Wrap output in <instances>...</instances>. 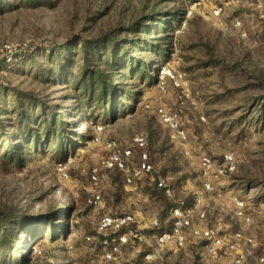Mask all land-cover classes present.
Wrapping results in <instances>:
<instances>
[{"label": "rangeland", "instance_id": "obj_1", "mask_svg": "<svg viewBox=\"0 0 264 264\" xmlns=\"http://www.w3.org/2000/svg\"><path fill=\"white\" fill-rule=\"evenodd\" d=\"M158 109L178 115L187 142ZM141 134L155 171L131 185L108 172L94 207L88 175L107 141ZM225 154L236 171L207 193L201 157ZM197 197L211 222L255 239L247 264H264V0H0V264H104L103 214L168 228L171 208ZM143 234L124 259L221 264L195 245L149 259L154 231Z\"/></svg>", "mask_w": 264, "mask_h": 264}, {"label": "built area", "instance_id": "obj_2", "mask_svg": "<svg viewBox=\"0 0 264 264\" xmlns=\"http://www.w3.org/2000/svg\"><path fill=\"white\" fill-rule=\"evenodd\" d=\"M158 113L179 141L183 143L188 141L187 133L180 126L176 113L168 114L164 109H158ZM97 129L101 131L102 127ZM95 140L101 139L96 137ZM146 144V137L142 134L134 139L133 145L127 147H120L116 140L107 141L110 149L108 157L89 171L90 204L99 208L104 206L102 184L108 172L121 173L125 183L131 185L155 171ZM136 148L140 150L137 156ZM236 164L232 154H225L220 159L202 156L200 177L204 191L217 194V181L233 174L237 168ZM57 169L63 177H68V166L65 163H60ZM163 185L165 181L159 179V186ZM234 202L236 215L244 216L246 203L238 198H235ZM209 215V208L199 197L195 198L191 206L177 204L172 207L167 220L168 228H163L158 218L143 217L136 212L103 214L96 224L103 263L135 264L134 261L124 259L123 247L130 244L132 238L143 241L146 237L143 232L153 230L151 240L146 241V257L149 259L156 258L167 249H184L189 245H195L200 249L202 259L207 262L247 264L246 257L253 254L255 239L245 231H230L219 222H211ZM95 238L94 235L86 236L89 241ZM259 261L262 262L263 259Z\"/></svg>", "mask_w": 264, "mask_h": 264}, {"label": "trees", "instance_id": "obj_3", "mask_svg": "<svg viewBox=\"0 0 264 264\" xmlns=\"http://www.w3.org/2000/svg\"><path fill=\"white\" fill-rule=\"evenodd\" d=\"M90 44H89V42L88 41H86L85 42V44H84V51H85V53H86V55H90L89 54V51H90ZM101 76L103 77V79H104V75H103V73L101 74ZM109 87H107V89H108Z\"/></svg>", "mask_w": 264, "mask_h": 264}]
</instances>
